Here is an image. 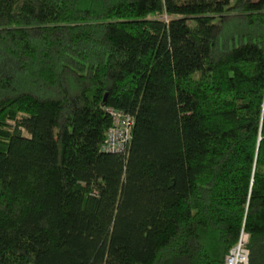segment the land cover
<instances>
[{
	"label": "trees",
	"instance_id": "16d2710c",
	"mask_svg": "<svg viewBox=\"0 0 264 264\" xmlns=\"http://www.w3.org/2000/svg\"><path fill=\"white\" fill-rule=\"evenodd\" d=\"M242 229L264 264V0H0V264H225Z\"/></svg>",
	"mask_w": 264,
	"mask_h": 264
},
{
	"label": "built area",
	"instance_id": "2783aa9c",
	"mask_svg": "<svg viewBox=\"0 0 264 264\" xmlns=\"http://www.w3.org/2000/svg\"><path fill=\"white\" fill-rule=\"evenodd\" d=\"M113 125L107 132L105 142L102 148L110 152H122L126 144L130 141L131 128L133 119L120 111L110 109ZM248 241V233L241 230L236 244L231 247L226 254L225 264H246L248 259V249L246 247Z\"/></svg>",
	"mask_w": 264,
	"mask_h": 264
}]
</instances>
